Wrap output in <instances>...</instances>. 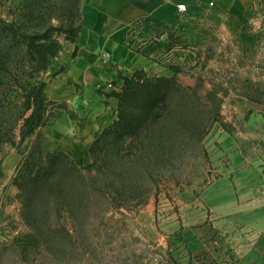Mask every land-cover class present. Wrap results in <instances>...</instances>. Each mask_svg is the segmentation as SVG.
Instances as JSON below:
<instances>
[{
	"label": "rangeland",
	"instance_id": "374dc122",
	"mask_svg": "<svg viewBox=\"0 0 264 264\" xmlns=\"http://www.w3.org/2000/svg\"><path fill=\"white\" fill-rule=\"evenodd\" d=\"M20 1L0 0V17ZM248 22L228 36H170L166 52L184 60L160 74L176 80L164 116L88 171L70 163L53 193L25 205L17 167L6 179L1 165L0 264H216L199 236L215 239L218 202L246 195L239 168H264V5Z\"/></svg>",
	"mask_w": 264,
	"mask_h": 264
},
{
	"label": "crops",
	"instance_id": "0c3cea01",
	"mask_svg": "<svg viewBox=\"0 0 264 264\" xmlns=\"http://www.w3.org/2000/svg\"><path fill=\"white\" fill-rule=\"evenodd\" d=\"M182 3L186 12L178 11ZM260 4L264 0H84L77 38L62 43L44 74L48 98L66 102L75 117L54 109L55 117L42 128L44 153L63 152L78 167L89 165L96 137L118 117L116 94L124 76L139 69L172 75L165 64L184 58L166 52L170 36L181 42L237 34L248 28V15ZM19 161L14 152L4 159L6 179ZM238 171L239 188L246 187L243 175L252 182L246 195L218 202V212L212 211L215 239L200 235L198 240L215 247L210 254L216 255V264H264V168L249 165ZM230 176L232 184L235 174ZM222 180L226 184L229 179Z\"/></svg>",
	"mask_w": 264,
	"mask_h": 264
},
{
	"label": "trees",
	"instance_id": "16d2710c",
	"mask_svg": "<svg viewBox=\"0 0 264 264\" xmlns=\"http://www.w3.org/2000/svg\"><path fill=\"white\" fill-rule=\"evenodd\" d=\"M81 0H21L8 18L0 17V153L6 145L17 148L21 156L13 184L20 190L25 205L36 193L49 194L60 183L61 173L74 161L63 152L44 153L42 128L55 117L54 109L63 108L75 117L66 102L50 100L44 74L59 56L64 41H75L83 26ZM59 25L55 26L54 19ZM61 35H64L61 38ZM175 76H160L139 69L124 76L117 93L118 117L93 143L92 163L111 146L128 138H138L166 113ZM0 160V183L4 179ZM68 168V169H67Z\"/></svg>",
	"mask_w": 264,
	"mask_h": 264
},
{
	"label": "built area",
	"instance_id": "2783aa9c",
	"mask_svg": "<svg viewBox=\"0 0 264 264\" xmlns=\"http://www.w3.org/2000/svg\"><path fill=\"white\" fill-rule=\"evenodd\" d=\"M178 11L180 12H186L187 11V6L186 4L182 3L178 5Z\"/></svg>",
	"mask_w": 264,
	"mask_h": 264
}]
</instances>
